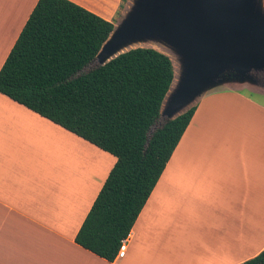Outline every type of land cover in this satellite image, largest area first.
I'll use <instances>...</instances> for the list:
<instances>
[{"label":"crops","instance_id":"1","mask_svg":"<svg viewBox=\"0 0 264 264\" xmlns=\"http://www.w3.org/2000/svg\"><path fill=\"white\" fill-rule=\"evenodd\" d=\"M71 1L107 20L119 4ZM36 2L0 0V67ZM256 94L264 96L229 82L197 98L125 239V254L110 261L75 236L116 157L0 92V264L253 258L264 250V102Z\"/></svg>","mask_w":264,"mask_h":264},{"label":"trees","instance_id":"2","mask_svg":"<svg viewBox=\"0 0 264 264\" xmlns=\"http://www.w3.org/2000/svg\"><path fill=\"white\" fill-rule=\"evenodd\" d=\"M113 26L71 0H37L0 67L1 93L116 157L75 236L110 261L196 109L161 116L175 73L154 47L89 65ZM239 264H264V250Z\"/></svg>","mask_w":264,"mask_h":264},{"label":"water","instance_id":"3","mask_svg":"<svg viewBox=\"0 0 264 264\" xmlns=\"http://www.w3.org/2000/svg\"><path fill=\"white\" fill-rule=\"evenodd\" d=\"M148 41L173 51L180 63L163 118L225 83L264 85V0H131L94 61L103 65Z\"/></svg>","mask_w":264,"mask_h":264},{"label":"rangeland","instance_id":"4","mask_svg":"<svg viewBox=\"0 0 264 264\" xmlns=\"http://www.w3.org/2000/svg\"><path fill=\"white\" fill-rule=\"evenodd\" d=\"M118 3L119 4H118V7H117L115 13L113 12V16L111 15V21H113L114 25L117 24L120 21L123 13L126 11V9L131 4V0H126V1L118 0ZM138 46L154 47V48L164 52L168 56H170L171 59H172V64H173V68H174V71H175V79H177V77L179 75V71H180V63H179L177 55L173 51H171L170 49H168L167 47H165L162 44L155 43V42H149V41L148 42H142V43H135V44H133V45L127 47V48H133V47H138ZM0 51H1L0 52V56H2L1 54H3L2 53L3 49L1 48ZM89 65H96V63H95V61H93ZM87 68H89V66L85 67V69H87ZM263 83H264V81H263ZM248 84L250 86H252V88L254 90L264 92V85H261V84L255 85V84H250V83H248ZM244 92L249 93L247 90H245ZM256 96H257L258 99H261L264 102V96L259 95V94H256ZM195 101L193 103H195Z\"/></svg>","mask_w":264,"mask_h":264},{"label":"built area","instance_id":"5","mask_svg":"<svg viewBox=\"0 0 264 264\" xmlns=\"http://www.w3.org/2000/svg\"><path fill=\"white\" fill-rule=\"evenodd\" d=\"M125 239L121 242V246L117 252V256H123L125 254Z\"/></svg>","mask_w":264,"mask_h":264}]
</instances>
